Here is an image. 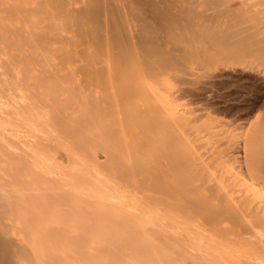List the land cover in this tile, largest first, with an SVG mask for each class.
Returning a JSON list of instances; mask_svg holds the SVG:
<instances>
[{"label": "rangeland", "instance_id": "obj_1", "mask_svg": "<svg viewBox=\"0 0 264 264\" xmlns=\"http://www.w3.org/2000/svg\"><path fill=\"white\" fill-rule=\"evenodd\" d=\"M5 1L0 0V10L8 17L7 42L0 43V222H6L8 234L28 235L38 229L41 237L55 243V251L62 255L67 251L73 264H264V230L255 226L256 218L245 216L252 232L226 219L223 225L210 223L207 214L199 211L195 216L192 209H188L192 217L188 210L186 217L169 206L171 198L156 191L189 184L210 194L208 188L218 185L224 191L231 189L229 197L246 206V211L261 208L260 219H264V193L253 188L261 182L258 176L264 175V107L251 110L253 101L264 97V0H247V9L240 17L233 16V22L246 20L232 26L235 33L227 56L205 62L181 60L141 81L128 108H151L137 120L143 125V139L138 140L143 143H125L120 130H102L97 122L102 113L83 103L79 90H71L73 76L67 69L73 66L64 57L68 44L60 42L51 19L58 1L47 20L44 16L50 7L40 8L41 17L32 8L27 20L22 11V28L14 26V13L29 5V0ZM12 1L19 7H9ZM179 68L208 78L205 85L212 93L203 98L194 95L199 94L195 86L199 83H180L176 75L183 70ZM32 71L38 74L37 85L46 98L42 105L64 112L59 116L65 129L40 119L31 107L32 99L21 82ZM172 73H177L176 78ZM145 81L155 101L143 96ZM153 104L172 109L170 122L152 117ZM81 106V118L68 116ZM254 126L263 130L261 136L253 137ZM87 135L93 138L86 139ZM7 198L9 205L4 204ZM222 226L227 227L225 231ZM228 227L234 231H226Z\"/></svg>", "mask_w": 264, "mask_h": 264}, {"label": "bare ground", "instance_id": "obj_2", "mask_svg": "<svg viewBox=\"0 0 264 264\" xmlns=\"http://www.w3.org/2000/svg\"><path fill=\"white\" fill-rule=\"evenodd\" d=\"M1 1H5V0H1ZM17 1L19 2L20 0ZM56 1H58L56 3L58 4V7H56L53 12L52 11L54 8L53 5ZM246 1L247 0H237V1L235 0H29V5H25L24 9L20 7L19 11L16 10V12L14 13V16L16 15L14 17L15 22H13V24L14 26L22 28V15H23L22 11L24 12L25 18L27 20L29 18L30 12H32L31 11L32 8L35 9L36 15L37 16L40 15L41 17V14L43 13L38 14L40 12V8L43 6L42 8L46 10L49 9L50 7L51 10L45 13L44 16L45 20L48 19L49 13L53 12L51 14V19L54 23L53 26L57 31V37L59 40H61L60 41L61 43L65 42L68 44L67 52L64 53V57L67 58L68 62L73 66L67 69L68 71L71 72L73 76V85H71L72 87L70 86L71 90H73L74 92H77L76 90H79L80 93H82V102L87 103L89 105H94L96 109L100 113H102V115L99 114L100 116L98 115L99 117L97 118V122L101 124L102 130L103 128L105 129L106 132L112 129L118 131L120 130L123 140H125V143L127 142L143 143L142 133L144 131H141L143 130L142 129L143 125L138 124L137 120L138 117H141V115H144V113H148L149 112L148 110H150L151 108L149 106L147 108H144L145 106L141 107L140 105L137 106L134 105L132 109L128 108V105L131 102V95L137 91L139 84H141V81L143 79L144 80L148 79L149 75L156 73L157 70L159 71L160 69H162V67L174 65L181 60L192 59V60L205 62V61L217 59L219 57L227 56L230 53L229 47L231 44V37L234 36V34L232 35V31H233L232 26H237L241 22H244V20H246L244 19V17L241 20L242 18L241 17L237 19V22L236 21L233 22L232 21L233 16L234 19L236 16L240 17L241 11L247 9ZM5 2L7 3V0ZM10 6L11 8L19 7V4H17V2L15 4L12 1L9 2V7ZM13 12L14 10H10V14ZM7 18H8L7 14H5L2 10H0V43L1 44L7 42V22H8ZM19 20L21 21V24H18ZM245 25L247 26L249 25L250 28V24L246 23ZM242 30L245 31L246 29L243 28ZM233 33L235 32L233 31ZM237 34H239V32H237ZM242 35H241L242 40H244L243 37L245 34ZM249 35H251L250 32ZM239 39L237 40L239 41ZM246 42H244V45L246 44ZM242 44L241 46H243ZM223 68L224 67H222V69ZM179 69L183 70V74L176 75L177 73L176 74L172 73V75L173 76L176 75L177 79L180 80V83L181 82L185 84L199 83V85H195L197 87L196 90L198 91L199 94L195 93L194 95H200V94L201 96L204 95L201 98L206 97L207 95L209 96L208 93L209 91L211 92L210 90L211 87H209L210 88L209 89L207 88V85H205L207 83L206 80L208 78L206 79L199 78L192 71L184 70L183 68L182 69L179 68ZM219 71L221 72V70ZM223 71L224 69L222 70V73H224ZM220 72L219 74L218 73L216 74L220 76ZM225 73L228 75L227 71ZM230 74L231 73H229V75ZM53 75L55 74L53 73ZM218 75L216 76L218 77ZM232 75L233 74H231V76ZM38 78H39L38 74L35 71H32L21 82L22 88L24 87L23 89L27 91L28 93L27 95L29 99L30 98L32 99L31 107L37 109L36 112L40 119L42 120L45 119L47 121L52 120L51 122L54 125L56 124L57 127L59 128L61 127L62 129H65L66 125L62 123L63 121H61L59 116V114L61 115L64 112L61 111V109L58 107L48 109L44 107V105H42L44 103L43 100H46V98L45 99L42 98V95L44 93L42 91H39V87L37 85ZM54 79L52 81L56 80ZM217 81L218 80L214 82L217 83ZM225 81L226 80L221 81V83L224 84ZM209 83H211V81ZM213 85H215V83ZM143 86H144L143 87L144 91L141 90V92H144L143 96H145L146 99L149 97L150 100L155 101L156 96L153 93H151L150 87L146 81L143 84ZM20 91H24V90H20ZM141 92L139 91L140 95L142 94ZM67 96L65 95L63 97H67ZM255 99L256 97L254 98V100ZM47 100L49 101V99ZM153 106H154L152 108L153 118L156 119L159 118L160 122H164L166 121V119H168L167 123L170 122V118H173L172 109L166 110L165 108H163L164 109L163 110L159 104H153ZM237 107H239V105ZM263 107H264V97L262 95L261 96L259 95L257 97V100L253 101L251 110L255 111L254 109H260ZM81 112L82 113L84 112L83 106L70 111L68 116L74 115L76 118L77 117L81 118L79 116ZM75 117L73 118L75 119ZM81 124H79L78 126H82ZM87 127L88 126H85L84 129H82V131L85 130V128ZM175 129L177 130L176 127ZM251 129L253 130V127ZM96 130L97 129L95 127V131ZM179 130L180 129H178L177 131ZM95 131L93 130L92 132ZM261 132H263V130H260V128L259 127L257 128L256 126L253 132V137L261 136ZM181 134L182 132L178 135ZM91 137L93 138V136L87 135L86 139H91ZM129 137L131 138V140H127L129 139ZM139 138L142 139L138 141ZM76 141L77 140H75V142ZM140 144L138 145L140 146ZM138 158L139 156L137 157V159ZM200 164L203 165L204 162L203 163L200 162ZM126 170H128V167ZM126 170L125 173H127ZM129 172L130 171H128V173ZM123 175L125 176V174ZM245 175H247V173H245ZM68 176L70 177L69 179H71V176L67 175V178ZM258 177L261 178L260 180L261 182L260 184L255 183L257 187H253V188L257 190V192L264 193V175H260ZM171 185L165 187H158V188L156 187L157 188L156 191L159 194L164 195L165 197L171 198L172 200L169 201V206H171L173 210L179 211L183 216L188 217V213L186 210L192 209L193 212L190 210H188V212L189 211L192 212L193 214H195V216H197L196 214L199 213V211L204 212V214H207L208 217L211 218L210 223H215L216 221L222 224L226 219L228 221L230 220L231 222L236 223L235 226L239 225L247 231L252 230V232H254L253 231L254 229L251 228L248 222H247L248 224L246 223V219H245V216L250 215L253 218H256L257 220L254 222L255 226L264 230V219L263 220L260 219L261 208L258 211L257 209L251 207V209L253 210L249 209L250 211H246L247 208L246 206L244 207L243 205H239L240 203L238 204L234 203L232 199L229 197L228 194L229 188L226 189L227 191H224L222 189L223 187L221 186L218 187V185L214 187H209L208 189L211 192L210 194H206V193H201L199 191L200 187L198 186H194V185L190 186L189 184H187L185 186L178 185L177 187H172ZM248 185H250V183ZM104 186L105 185H102L101 187ZM105 187L104 189H107ZM242 187H247V184L244 186L242 185ZM242 187H240L238 190H241ZM231 188L235 189L234 187ZM229 191H231V189H229ZM243 191L244 190L242 189V192ZM164 196L162 197V200H164V202H167V199ZM211 199H215V200L217 199V201L219 202L214 205L212 202H210ZM8 200L9 199L7 198V202L6 203L3 202V203L5 205L7 203H10L8 202ZM25 200L23 202H25ZM259 200L262 201V198ZM95 203L97 202L95 201ZM67 207L68 209H70L69 206ZM85 207H87L88 209L87 205H85ZM77 208L80 207L78 206ZM58 210L60 211L61 209L58 208ZM121 210L124 211V209L122 208ZM190 212L189 215H191L190 216L191 218L192 214H190ZM198 215H200V213ZM5 223L0 222V225L3 224V226H0V264H34V263L73 264L74 263V261H72V258L68 255L67 251L64 252L63 255L55 251V246H56L55 243L54 244L51 243L50 240H48V238L46 237H41L42 235L38 234L39 233L38 229L34 230V232L32 233L29 232L30 234L28 235L21 234L20 236H14L8 234L9 230L4 227L7 226V224ZM222 227L223 228H220L221 230L224 229L225 226ZM228 229L229 230L226 231H234L233 228H231L230 230V228L228 227ZM125 233L127 234V232ZM66 235H69V233H67Z\"/></svg>", "mask_w": 264, "mask_h": 264}]
</instances>
